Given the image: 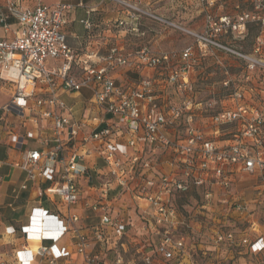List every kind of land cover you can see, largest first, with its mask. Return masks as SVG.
Masks as SVG:
<instances>
[{"label":"built area","instance_id":"built-area-1","mask_svg":"<svg viewBox=\"0 0 264 264\" xmlns=\"http://www.w3.org/2000/svg\"><path fill=\"white\" fill-rule=\"evenodd\" d=\"M108 1L119 6L130 19H118L113 27L137 31L132 20L140 16L158 20L155 13L141 7V0ZM203 1L214 4V0ZM20 3L21 0H6L5 10L0 9L1 28L12 32L10 38L0 39V79L14 86L3 109L24 118L33 107L53 106L54 110L39 111L31 122L43 128V121L50 119L54 145L48 150H26L21 161L12 164L26 178L12 189L11 195L17 199L28 183L34 182L41 196L45 192L41 184L49 183L47 193L59 197L66 213L60 218L42 207L33 208L29 224L22 226L20 232L26 238L39 233L35 239L52 243L35 249L22 247L14 252V262L0 252V264H69L64 262L69 251L54 242L67 231L75 233V259L70 264H107L93 249L94 241L106 242L109 232L121 238L129 224L123 216L113 214L109 192L114 187L132 194L144 220L141 230L158 236L151 250L140 251V264H183L188 256L184 237L173 235V228L182 224V210L176 205V198L186 196L194 187L214 186L223 193L220 199L226 203L238 178L264 173V0H248L250 8L232 17L208 12L204 20L210 32L192 33L205 46L214 45L246 62V88L224 79V86L230 82L235 86L218 103H205L194 96V64L198 57L192 44L185 45L179 53H157L147 46L134 50L112 46L105 54L93 53L98 60L93 64L76 57L66 45L62 26L71 5L39 1L32 7H21ZM11 17L14 29L9 22ZM80 22L86 29L91 27L88 19ZM248 24L259 28L253 53H242L217 41L218 32L244 35ZM49 59L60 63L50 65ZM123 68L138 78L129 85L116 84L113 74ZM82 88L91 91L92 105L101 111L100 115L91 116L88 112L82 119L71 120L56 112L57 108L73 111L60 99L59 91L70 93ZM254 90L263 93L261 106L248 104ZM234 123L238 129L232 137L218 140L223 127ZM87 128L89 132L85 131ZM27 136L32 137V133L27 132ZM8 138L21 149L23 137L19 142L9 133ZM87 144L94 145L107 166L106 172L98 174L97 197L82 203L100 213L92 238L78 232L79 215L72 210L80 203L78 178L91 179L83 159L91 152ZM203 196L208 201L212 193L204 191ZM230 205L239 217L247 216L245 202ZM15 231L8 227L9 233ZM214 240L228 246L243 243L252 254L264 251V235L236 241L233 231L216 230Z\"/></svg>","mask_w":264,"mask_h":264},{"label":"rangeland","instance_id":"rangeland-1","mask_svg":"<svg viewBox=\"0 0 264 264\" xmlns=\"http://www.w3.org/2000/svg\"><path fill=\"white\" fill-rule=\"evenodd\" d=\"M61 1L75 4L78 0ZM89 1L84 0L85 3ZM141 7L155 13L158 20L146 16L140 25V34L128 35L125 38L128 47L147 46L157 53L169 51L179 53L185 45L192 44L198 57L194 64V96L205 103L210 100L218 103L219 99L234 90V84H242L243 88H246L247 80L244 76L246 62L214 45L205 46L198 42L192 33L210 32V27L204 20L206 13L209 12L213 16L227 14L232 17L236 12L250 8L248 0H214L213 5L206 4L203 0H141ZM77 14L78 17L86 16L81 9H77ZM258 34L259 28L248 24L242 36L228 31L227 33L218 32L216 38L226 47L251 54ZM224 79H231L234 84L230 82L229 86H224L221 82ZM9 90L10 85L0 80V92L7 94ZM262 95L263 93L256 90L252 91L248 104L261 106ZM90 96L91 91L83 88L80 96L73 99L64 97V100L67 104H74L85 101ZM4 99V95H0V102ZM203 121L205 122L200 120V123ZM236 129H238L236 123L225 125L218 140L231 138ZM29 145L31 146L32 142ZM2 157L3 153L0 151V158ZM102 165L101 161L99 166ZM109 180L112 181V179ZM112 185L115 184L112 183ZM118 191L117 188L111 190L109 196H113ZM204 191L212 193L208 201L204 199ZM229 193L226 203L220 199L223 193L214 186H204L202 190L190 191L186 196L176 198L175 203L182 210L180 216L182 224L173 228V235L184 237L185 251L188 256L183 264H264V251L252 254L243 243L228 246L216 243L214 240L216 230L233 231L236 241H241L245 237L254 238L257 235H264V173L246 174L238 178L232 184ZM134 202L136 200L130 192L120 191L113 205L117 215L126 213L124 218L129 224L121 238L108 234L114 247L110 252H105V258L97 252L101 260L107 264H140L141 252L137 250H145L149 243L158 240V236L152 232L146 233L141 230L144 220L141 219V211ZM231 202H245L249 211L247 216L241 218L233 213L230 207ZM120 242H125L126 250H123Z\"/></svg>","mask_w":264,"mask_h":264},{"label":"crops","instance_id":"crops-1","mask_svg":"<svg viewBox=\"0 0 264 264\" xmlns=\"http://www.w3.org/2000/svg\"><path fill=\"white\" fill-rule=\"evenodd\" d=\"M39 1L48 5L54 3H66L71 5V8L65 13L66 22L62 26V32L66 36V45L75 53L76 57H79L81 60H87L90 63L96 64L98 60L93 57V53L105 54L112 46L123 47L127 50L137 49L128 47L125 43V38L128 35L140 34V25L146 16H140L138 19L132 20L137 26V31H130L125 28L113 27L118 19H126L129 21L130 19L125 11L119 6L111 4L108 0H90L88 3H85L84 0H78L75 4L61 0L47 2L44 0H21L20 4L22 5L21 7H32ZM5 4L6 0H0L1 10H5ZM77 9L83 10L86 16L84 18L78 17ZM82 19H88L90 21L91 27L89 29H86L80 22ZM9 22L11 23V28L14 29V18L11 17ZM11 36V31L4 32L0 26V39L10 38ZM59 63L60 61H53L51 59L48 61V64L54 66H58ZM74 69L80 71L78 66H75ZM113 78L116 84L129 85L133 80L138 78V75L123 68L118 69L113 74ZM2 81L10 85V90L7 94L0 92V95H4L5 97V99L0 102V151L3 153V157L0 158V161L3 162L0 165V177L2 178L0 181V252L8 255L9 261L14 262V252L16 250L22 247L35 249L41 245H49L52 243L49 240L41 241L35 239L34 237L39 233H35V235L29 234V237L26 238V236L20 232L22 226L29 224V217L33 213V208L42 207L43 209H47L49 213L57 215L60 218L64 216L66 209L60 202L59 197L47 193L46 189L49 183L41 184V187L45 190L44 194L41 196L38 195L37 184L29 182L28 188L21 191L17 199L12 198V189L17 188L26 178L25 173L12 164L20 162L23 152L26 150H48L54 145L51 120H44V127L37 128L31 122V118L36 116L39 111L54 110V107L50 105H43L40 108L33 107L31 110L26 111L24 118L7 112L3 109V106L9 101L14 86L8 81ZM80 91L81 90L75 93L59 91L60 99L65 103L66 107H72L73 111L68 112L57 108L56 112L69 117L71 120L82 119L86 117L88 112H90L91 116L100 115L101 111L92 105L91 96L80 103L67 104L65 102L64 97L71 99L76 98L80 96ZM105 118H108V115H105ZM85 131L89 132L90 129L87 128ZM27 132H31L32 137H28ZM9 133L16 136L19 142L21 141L20 137H23L21 149H17L14 142L9 140ZM30 142H32L31 146L29 145ZM86 147H88L91 152L85 155L83 159L84 163L88 166L91 179L89 180L85 177L78 178L80 203L72 207V210L79 215V221L76 224L78 232L92 238V231L94 226L99 223L100 213L99 211L87 209L82 203L97 197L100 187L98 174L106 172L107 166L97 155L94 145L87 144ZM101 161L103 165L99 166ZM114 186L115 185H112V187ZM116 188L119 189L118 193L111 197L109 196L112 206L121 191L119 187ZM113 189H115V187ZM134 203L137 204V201ZM139 205L145 207L143 203H139ZM115 212L116 210L113 209V214H117ZM125 214V212H122L120 215L124 217ZM10 226L16 229L14 233L8 232V227ZM109 238L110 237L107 238L106 242L100 243L94 241L93 243V249L102 254L103 258H105V252H110L114 247V244L111 243ZM54 242L57 247H64L69 251V255L64 262L69 264L73 262L75 259V233L73 231H67ZM120 246L123 250H126L125 242H120ZM137 252H140V250L138 249ZM120 259H118V262H120Z\"/></svg>","mask_w":264,"mask_h":264},{"label":"trees","instance_id":"trees-1","mask_svg":"<svg viewBox=\"0 0 264 264\" xmlns=\"http://www.w3.org/2000/svg\"><path fill=\"white\" fill-rule=\"evenodd\" d=\"M200 189L202 190V188H196V187H194V188H191L190 191H199ZM190 191H189V192H190ZM189 192H188L187 194H189ZM155 243H156V242L149 243V245H147V247H145V251H149V250H151V249L153 248V246L155 245Z\"/></svg>","mask_w":264,"mask_h":264}]
</instances>
